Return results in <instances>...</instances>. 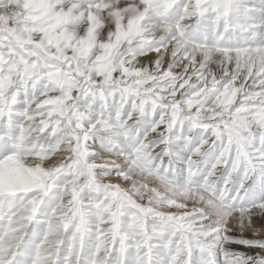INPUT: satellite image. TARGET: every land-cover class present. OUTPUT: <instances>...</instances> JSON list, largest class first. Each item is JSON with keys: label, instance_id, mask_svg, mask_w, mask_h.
<instances>
[{"label": "snow or ice", "instance_id": "6c2138e0", "mask_svg": "<svg viewBox=\"0 0 264 264\" xmlns=\"http://www.w3.org/2000/svg\"><path fill=\"white\" fill-rule=\"evenodd\" d=\"M262 233L264 0H0V264H264Z\"/></svg>", "mask_w": 264, "mask_h": 264}, {"label": "bare ground", "instance_id": "6f19581e", "mask_svg": "<svg viewBox=\"0 0 264 264\" xmlns=\"http://www.w3.org/2000/svg\"><path fill=\"white\" fill-rule=\"evenodd\" d=\"M236 235H239V233H236ZM261 235H264V233H262ZM245 238H253L251 230L245 231ZM239 250H243V249H239Z\"/></svg>", "mask_w": 264, "mask_h": 264}]
</instances>
